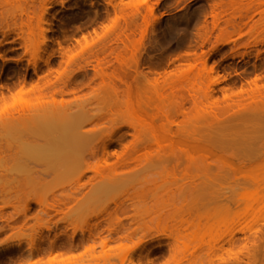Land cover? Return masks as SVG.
<instances>
[{
  "label": "bare ground",
  "instance_id": "1",
  "mask_svg": "<svg viewBox=\"0 0 264 264\" xmlns=\"http://www.w3.org/2000/svg\"><path fill=\"white\" fill-rule=\"evenodd\" d=\"M19 1L0 0V9L5 5L11 6L14 2L19 4ZM63 3L62 0L59 1V4L62 5ZM229 3L232 12L229 16L234 19L235 11L239 10V6L243 4L241 0H232ZM261 3L258 4L261 6ZM20 4L16 5L15 8L14 4L12 5L15 10L18 8V10H14L16 15L15 13L7 14L8 16L5 18L6 15L3 16L2 11L0 12V19L2 18L3 21L8 22L9 18L16 20V17L25 16L31 21L29 15L34 8L32 7L33 9L30 10L28 9L29 7H24L25 2L23 7H19L21 6ZM246 6L249 8L250 3ZM50 8L45 6V8L43 7V9L39 10L40 17L38 14L37 29L41 42L36 44L37 47L35 45L33 49H29L27 46L28 40L29 42L31 40L30 36L34 34V27H31L29 20L21 21L19 26L14 23L13 28L3 22L5 27H0V33L5 39L16 28L21 33L24 27L27 29L28 37L24 38L21 35L20 39L23 41L25 54L30 55L27 64L33 67V71L36 74L40 62L47 66L51 73L49 61L52 56H47L45 59L42 56H38L40 51L42 52L43 48L47 46L46 42L49 41L46 38V33L50 31V27L49 25L42 27L41 24L44 15ZM147 10L150 15L152 9L149 8ZM244 10H240L238 13L239 18L241 20L242 18L251 19V15H254L251 14L253 10L250 13L251 15L248 14L249 9L246 8ZM138 11V9L135 10L136 13ZM257 12L260 18L264 15V10H257ZM217 13L215 14L214 12L217 15L216 17L213 16L214 21H217L212 24V27L203 28L204 37L202 38V43H200V45H203L209 38V35L208 37L206 35L215 32V42L212 48L208 52H202L199 55L192 53L193 55L186 54L181 56L179 54L173 60H178L179 66L169 69L170 71L168 70V72L162 69V66L161 70H158L160 68L157 69L158 65L153 68L148 67V73L153 75L150 80H146V76L143 75L144 72H141L142 64L140 59L146 47L145 40L148 31L150 32L149 29L152 28V25L149 23L151 25L149 26L146 21L145 23L147 24L143 26L131 28L124 21L125 27H121L117 26L115 21L113 25L102 29L103 35L101 36L94 31V37L91 35L89 37L83 36L81 37L82 42L75 40L78 45L77 50H79L72 52L70 51L71 49L67 48L65 53H62L63 66L60 65L57 70L53 71L54 80L51 78L52 74L40 72L42 74L37 76L38 80L36 82L27 83L26 80H22L17 85L15 92L13 91L14 93L10 91L9 95H6L2 91L0 92V116L7 110L8 100H13L17 96H26L35 102L31 110H22L18 112L16 117H11L8 122H0V125L12 127L31 126L29 130H24L18 138L24 140L23 149L12 155V159L19 166L26 167L34 163L37 165L45 164L50 168L52 167L51 170L46 169L44 171L47 174L53 172V167L56 168V166L65 169L85 164V169L78 174L77 186L71 188L69 192H53L41 196L25 195L20 185L16 187L19 190L8 194L11 201L0 204V215L6 207L13 209V214L6 219L7 227L12 231L18 229V234L25 239L24 242L30 251L29 257L22 259L20 264H56V262H66L77 258V255L75 256L72 253L74 249L73 236L69 237L67 235L66 228L54 234L52 239L48 238V236H43V231H52V224L57 228V222H51L52 217L64 214L72 209L74 205L85 206V204L91 202L110 186L126 180L135 170L147 162L170 163L171 167L165 170L166 176L172 180L180 179L187 186H192L199 178L198 175L192 173L193 169L202 167L204 171L208 172L215 168L220 173V175L216 176L215 181L220 180L224 176L240 177L239 179L243 180V184L250 183L257 192H260L258 191L259 187L264 182V158L259 163L249 164L241 157L224 153V150L228 147H243L247 142L238 140L232 143L229 142V144L217 139L210 143L207 138H197L192 128V120L196 116L200 117L209 114L214 121H217L218 115L223 112H230L234 109H246L264 100V84L262 85L261 83L263 77L260 78L259 75H256L253 80L248 82V88L242 87L237 92L228 90V94L224 92L222 102L225 105L223 107L219 106L218 100L214 99L215 88L213 85L220 83L226 78L219 77L213 84H209L205 88L197 87L198 81L203 77L218 75L219 65L210 62V56L218 51L220 47L231 44L232 51H236L240 47H250V42L240 43L244 36L248 37L247 41L253 39L255 45L259 42H264V24L262 22L264 16L262 21H260L262 23L253 24L244 31L242 26L246 23L242 21L238 24L231 23L230 17L229 21L227 18L226 21L228 22L221 26L219 21L226 12ZM126 31H129L130 34H126ZM111 33L116 34L115 36L117 37H114L116 38V43H121L123 48L122 46L118 47V52H115L114 48L110 49L108 47L111 50L110 54L115 55L112 61H115L117 67L111 66V68L113 67L112 71L107 73L106 69L109 68L108 63L111 60L106 61V57L99 58L98 54L99 52H104L107 46L111 44L107 41L110 37L108 34ZM107 35L108 37H106ZM136 35H138V38H135ZM55 44L57 48H62L60 41H56ZM2 45L3 42L0 41V47ZM0 60L4 61L2 54H0ZM19 61L21 60H16L15 62ZM92 61L96 63V65L92 66L95 78H98L103 84L109 83L114 94L118 95L121 93L124 100L123 108L130 117L129 121L120 124L114 123L111 118L114 115L111 109H101L95 115L86 118L81 114L79 110L81 105H79L78 99L75 97L77 90H75L76 88L68 90L67 85L69 81L71 82L73 73L84 70ZM167 63L173 64L172 61ZM109 64L111 65V63ZM73 66H76V68L73 69ZM169 67L171 66L169 65ZM141 78H144L152 89L150 87H148L150 90L145 87H139L140 83L144 81ZM0 87L2 88V86ZM222 91H225V88ZM228 91L226 88V92ZM70 95L72 98L67 99L66 97ZM169 98L174 100L172 105L167 104ZM74 107L76 111H74ZM30 112H33V114L30 115ZM105 130L107 131L105 132ZM128 136L131 137V140L122 143ZM113 144H119L120 150L110 152ZM1 149L2 147H0ZM86 151H88L87 155ZM86 156L93 159L94 162H85ZM33 172L38 175L37 171ZM86 172H90L91 176L83 180ZM148 191L149 188H142L134 196H145ZM246 199L247 196L239 195L238 200L245 201ZM130 201H132V198L128 197L125 201L114 204L112 208L107 206L103 209L102 212L107 216L105 218L107 225L105 237H99L100 232L97 231V228V230L94 229L93 233H91L90 229L88 230V240L83 245L84 250L82 252L84 256L88 254V260H101L108 263L111 259H118L120 264H134L135 261L132 258L128 260L127 257L135 250H138L137 264H141L143 256L147 260L146 264H152L154 261V259H150L152 250H147L145 255H143L146 249L145 246L149 241H152L156 242L157 247H160L161 240L166 239L169 256L163 264H179L183 259V256L182 258L180 257L183 254L181 250L182 240L188 236V233L200 230L211 219L210 215L202 213L199 207L195 205L187 204L185 201L178 202L177 200L169 202L165 197L159 202L152 203L149 201L142 203L139 206V209L142 208L141 214H137L139 217L137 228L134 230L125 229L120 215H125L132 207ZM236 204L237 201L233 200L232 203L223 208L221 212L223 220H232L234 217V205ZM32 211L35 213L34 219L37 220L38 227L35 229L32 227L33 233L27 235L24 226L30 218L28 214ZM17 217L21 218V226L10 227V221H15ZM159 227L172 230V232L170 234L143 235L136 243L133 242V237L136 235L137 230L148 228L149 231L154 232ZM2 229H0V234ZM255 233L257 234L248 238V242L239 246L235 252H233L231 246L236 245L237 241L231 235L232 237L230 236L228 240L231 246L225 252L227 255H234L235 257H229L226 260L220 258L219 264H240L243 258L247 259L246 264H258L260 262L264 264V229H256ZM97 237H99V242L95 241ZM14 247L21 250L23 248L22 240L19 239L17 244L7 243L5 250H10ZM96 247L102 249L98 254H96ZM82 253L78 254L79 258L82 257ZM34 257H37V259L34 260Z\"/></svg>",
  "mask_w": 264,
  "mask_h": 264
},
{
  "label": "rangeland",
  "instance_id": "2",
  "mask_svg": "<svg viewBox=\"0 0 264 264\" xmlns=\"http://www.w3.org/2000/svg\"><path fill=\"white\" fill-rule=\"evenodd\" d=\"M29 1L24 0L22 2L20 0L19 4L22 3L19 7H23L25 2L24 7H29L28 9L30 10L34 8L29 15L31 21L25 16L21 17L22 19L16 17V20L9 18L8 22L3 21L1 18L0 27H5L3 22L13 28L14 23L19 26L21 21L25 22L29 20L31 27H34V34L30 36L31 40L30 42L28 40L27 46L29 49H33L36 44H40L41 42L37 29L38 18L40 17L39 10L43 9V7L45 8V6L51 7L44 15L41 24L42 27H47V25L50 27V31L46 33V38L49 41L46 42L47 46L38 55L42 56L43 59L47 56H52L49 61L51 73L42 62L37 67V74L34 73L32 66H28L27 60H29L30 55L25 54L23 41L20 39L21 35L24 38L28 37V31L25 27L22 33L16 28L6 39L0 33V41L3 42L2 47H0V54L4 56V61L0 60V86H2V88L0 87V92L2 91L6 95H9L10 91L15 92L17 85L22 80H26L27 83L36 82L38 80L37 76H41L42 73L46 74L48 72L52 74L51 78L54 80L53 71L57 70L60 65L63 66L62 61L64 59L62 58V53H65L67 48L71 49L70 51L72 52L79 50H77L78 45L75 40L82 42L81 37L83 36L89 37L91 35L94 37V31L101 36L103 35L102 29L113 25L115 21L117 22V26L121 27H125L124 21L131 28L143 26L147 24L145 23L146 21L148 25L149 23L152 25H149L152 28L149 29L150 32L148 31L145 40L146 47L140 59L142 71L139 70L142 73L144 72L143 75L146 76V80H150V78H153V75L148 73L149 68L160 65V67L157 66V69L160 68L158 70H161L162 66V69L168 72L169 69L179 66L178 60L173 61L179 54L181 56L186 54L193 55L194 53H196L195 55H199L202 52H208L215 42V32L208 33L206 35L207 37L209 35L208 41H205L201 46L200 43H202V38L204 37L203 28L212 27V24L217 21H214L217 12H226L225 16L223 15L220 21L218 20L221 26L229 21V15L232 13L229 3L232 0H62L64 2L62 5L59 4L60 0H31V4ZM241 1L243 5H240L241 8L239 6V10L235 11L234 14L236 16L234 15V19L230 17V22L234 24L241 23V21L246 23L242 26L243 30L246 31L251 25L259 24L258 22L262 21L264 15L260 18L257 10H264V0ZM248 3H250L249 8L246 6ZM258 3H261V6ZM19 4L12 3L14 8ZM12 5L1 7L0 12L3 11V16L6 15L5 18L9 14L15 13L16 15L15 11L18 8L15 10ZM149 8L152 9L150 15L147 10ZM246 8L249 9V15H254H251V19L242 18L241 20L238 13L240 10H246ZM137 9L139 13L135 12ZM227 18L228 21H226ZM262 22L264 24V20ZM126 34L129 35L130 32L126 31ZM108 35L110 39L108 38L107 41L111 44L107 46L104 52H99L98 56L99 58L106 57V61L111 60V62L109 61L111 65L108 63L110 69H106V72L110 73L113 69L111 66L117 67V64H115V61H112L115 55L110 54L111 50L108 47L110 49L114 48L113 50L118 52V47H121L122 44L116 43V38H114L117 37L115 36L116 34L111 33ZM135 38H138V35ZM247 40L248 37L244 36L240 40V43L245 44L250 42V47H240L238 50L232 51V45L229 44L220 47L218 51L214 52L210 56V62L219 65L218 75L203 77L198 81L197 87L205 88L207 85L213 84L219 77L226 78L220 83L213 85L215 88L214 99L218 100L219 106L223 107L225 105L222 102L224 92L228 94L230 90L237 92L242 87L248 88V82L253 80L256 75H259L260 78L263 77L261 83L262 85L264 84V42H259L255 45L253 39ZM56 41L61 42L62 48H57ZM16 60L21 61L15 62ZM168 61H172L173 64L167 63ZM149 63L151 64L149 65ZM93 65H96L94 61L84 70L73 73L74 75H71V82L69 81L70 84L68 83L67 85L68 90L73 88L77 90L75 97L78 99L79 105H81L79 108L81 114L86 118L95 115L101 109H111L114 114L111 117L114 123L120 124L129 121L130 117L123 108L124 100L121 93L118 95L114 94L112 86L109 83L103 84L98 78H95V73L92 69ZM72 68L75 69L76 66ZM142 80H144V84L141 82L139 87L148 89L150 87L149 83L147 84L144 78ZM150 88L152 89V87ZM224 88L225 91H222ZM226 88L227 91L229 90L228 92H226ZM66 98L71 99L72 96L70 95ZM173 102L172 98H169V101L167 100L168 105H172ZM7 104L8 108L1 114L0 122H8L11 117H16L18 112L22 110H31L35 102L29 97L17 96L13 100H8ZM29 114L32 115L33 112ZM218 116L217 121H214L213 117L209 114L200 117L196 116L192 120L195 136L197 138H207L210 140V143L217 139L225 143H232L238 140L245 141L247 142L245 146H231L226 148L224 153L241 157L249 164L261 162L264 158V100L246 109H234L230 112H223ZM30 128L31 126L28 125L22 127L0 125V147H2L0 150V204L11 201L8 194L19 190L16 187L20 185L25 195L41 196L53 192H69L71 188L77 186L78 174L85 169V164L65 169L56 166V168L53 167V172L46 174L44 171L46 169L51 170L52 167L50 168L45 164L37 165L34 163L26 167L19 166L12 159V155L23 149L24 140L18 138L24 130L27 131ZM130 140L131 137L128 136L122 143ZM119 150V144H113L110 152ZM84 160L87 163L94 162L88 156ZM170 167V163L147 162L135 170L126 180L110 186L97 195L91 202L85 204V206L79 207L80 204L74 205L72 209L66 211L64 214L52 217L51 222H57V228L52 224V231H43V236H48V238L52 239L54 234L66 228L67 235L69 237L73 236L74 249L72 253L75 256L77 255L75 259L66 262H56V264H120L118 259H111L108 263L101 260L91 261V259L88 260L87 258L88 254L84 256L82 252L84 250L83 245L88 240L89 229L93 233L94 229L97 228L98 230H96L100 232V238L105 237L107 234L105 230L107 226L105 218L107 216L102 212L103 209L107 206L112 208L114 204L121 203L128 197L132 198V201H130L132 207H130L125 215H120L125 229L134 230L137 228V220L139 218L137 214H141L142 208L139 209V206L142 203L149 201L152 203L159 202L165 199V197L169 202L177 200L178 202L185 201L187 204L195 205L199 207L202 213L211 216V219L200 230L188 233V236L182 240L181 250L183 254L180 257L182 258L183 256V259L179 264H219L220 258L226 260L229 257H235L234 255L229 256L225 252L231 246L228 241L231 235L237 241L236 245L231 246L233 252H235L239 246L248 242V238L257 234L255 233L256 229H264V182L259 187L258 191H262L260 193L250 183L243 184V180L239 179L240 177L224 176L220 180L215 181L216 176L220 175L215 168L206 172L202 167H197V169L192 170V173L198 175L199 178L192 186H187L180 179L172 180L166 176L165 170ZM33 171H37L38 175H35ZM90 176L91 173L86 172L83 180H86ZM142 188H149L148 194L142 197H135L134 194ZM240 194L247 196V199L245 201L238 200ZM233 200L237 201V204L234 205V217L232 220H223L221 212ZM12 214L13 209L6 207L0 215V229L3 228L0 234V264H20V261L29 257L30 253L24 242L25 239L18 234V229L12 231L7 227L6 219ZM28 216L30 218L24 226L27 235L33 233L32 227L34 229L38 227V222L34 219V211L30 212ZM20 221L21 218L17 217L15 221H10L9 225L12 228L20 227ZM74 232L75 234L73 235ZM171 232L172 230L163 227H159L154 232L149 231L148 228H144L137 230L136 235L133 237V242L136 243L143 235L170 234ZM99 237L95 238L96 242H99ZM19 239L23 242L21 250L17 247L5 250L7 243L17 244ZM156 245V242L149 241L145 246L146 249L143 255H145L147 250H152V256L150 255V259H154L152 264H163L169 256L166 247L167 240H161L160 247ZM101 251L100 247H96V254ZM81 253L83 255L79 258L78 254ZM138 255L139 251L135 250L127 259L132 258L135 261L134 264H137L136 259ZM46 257L44 258L47 259ZM35 259L37 257H34ZM146 261L143 256L141 264H146ZM246 262L247 259L243 258L240 264H246ZM258 264H261V262Z\"/></svg>",
  "mask_w": 264,
  "mask_h": 264
}]
</instances>
